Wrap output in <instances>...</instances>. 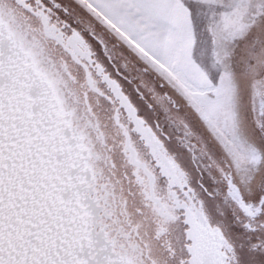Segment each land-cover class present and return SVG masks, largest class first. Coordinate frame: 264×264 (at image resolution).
<instances>
[{
  "label": "snow or ice",
  "instance_id": "snow-or-ice-1",
  "mask_svg": "<svg viewBox=\"0 0 264 264\" xmlns=\"http://www.w3.org/2000/svg\"><path fill=\"white\" fill-rule=\"evenodd\" d=\"M80 4L153 68L166 70L165 82L173 91L179 89L187 112L216 143L219 157L213 158L219 169H231V181L225 182L233 205L227 224L204 212L203 200L195 193L185 192L184 199L171 206L168 195L161 197L162 224L180 225L177 246H169L164 264H264V168L250 170L218 138L233 119L243 130L246 146L264 155V67L246 72L234 62L237 48L219 70L208 71L194 52L191 59L186 57L177 10L187 11L193 32L199 28L203 34L198 42L206 44L216 13L202 0H80ZM39 6L36 0H12L11 5L0 0V264H101L89 236V208L83 195L85 173L91 167L82 152L84 145L66 137L70 121L65 117L70 114L62 105L34 91L35 75L42 69L17 29L20 15H35ZM56 7L67 14L62 5ZM45 12L51 15L47 6ZM251 12L249 32L264 30V5ZM248 64H256L251 55ZM148 195L155 198L156 193ZM200 225L216 237L207 252L201 251L197 236ZM103 260L144 264L141 256L118 248L115 241Z\"/></svg>",
  "mask_w": 264,
  "mask_h": 264
},
{
  "label": "flooded vegetation",
  "instance_id": "flooded-vegetation-1",
  "mask_svg": "<svg viewBox=\"0 0 264 264\" xmlns=\"http://www.w3.org/2000/svg\"><path fill=\"white\" fill-rule=\"evenodd\" d=\"M36 2V14L20 15L17 29L70 114V136L84 145L91 167L83 195L91 204V238L97 236L101 261L115 241L144 264H164L169 246H177L180 225L162 224L163 195L171 206L185 192L195 193L204 212L227 224L233 205L225 182L231 181V169H219L216 143L184 102L80 1ZM257 160L251 170L264 168V155L258 152ZM197 236L202 252L215 243L203 225Z\"/></svg>",
  "mask_w": 264,
  "mask_h": 264
},
{
  "label": "rangeland",
  "instance_id": "rangeland-1",
  "mask_svg": "<svg viewBox=\"0 0 264 264\" xmlns=\"http://www.w3.org/2000/svg\"><path fill=\"white\" fill-rule=\"evenodd\" d=\"M79 1L80 0H78V2ZM207 1L209 4L213 3L214 6L211 8H214L216 13L215 19L210 21L212 25V38L205 46L206 52L208 51L207 55L213 58V65L211 66L212 68H209V71L213 69H222L223 65L228 64L229 61L227 60V56L231 53L233 48H237L234 62L246 72L253 74L258 71L260 67H264V30L258 27L249 32L248 29L249 23L252 22L251 9L256 8L259 10L262 5H264V0H206L205 2ZM220 3L224 4L223 8L216 7ZM92 16L94 18L95 14ZM94 19L109 30L118 41L126 45L145 66L157 73L165 82V78L168 76L165 69L162 68L158 71L153 68L134 47L120 38L114 29H110L102 20L98 18ZM233 37H241V39L234 41ZM253 47L257 49L255 53L251 51ZM249 55L256 60V64H248ZM166 85L174 95L181 99L180 95H177L179 89L173 91V87H170L168 83H166ZM218 138H220L222 142H226L233 153H237L242 157L246 161V167L250 170L253 167L252 165L257 163L258 152L246 146L243 130L239 126L238 121L229 119L228 123L219 131ZM237 150L239 151L237 152Z\"/></svg>",
  "mask_w": 264,
  "mask_h": 264
},
{
  "label": "crops",
  "instance_id": "crops-1",
  "mask_svg": "<svg viewBox=\"0 0 264 264\" xmlns=\"http://www.w3.org/2000/svg\"><path fill=\"white\" fill-rule=\"evenodd\" d=\"M205 1L202 0V2L205 5H208L210 7L214 6L213 3L209 4L208 1L207 2ZM177 14H178V20L182 25V32L184 38V54L188 59H191L194 52L196 59H199L202 62H206L205 68L209 71V68L213 65V58L207 55L208 51L206 52L205 49L206 44L198 42V39L201 38L203 35L202 32L199 30V28L197 33L193 32L192 24L188 19V13L186 10L178 9Z\"/></svg>",
  "mask_w": 264,
  "mask_h": 264
},
{
  "label": "water",
  "instance_id": "water-1",
  "mask_svg": "<svg viewBox=\"0 0 264 264\" xmlns=\"http://www.w3.org/2000/svg\"><path fill=\"white\" fill-rule=\"evenodd\" d=\"M5 49L8 50L7 43H5ZM33 83H34V91L43 93L45 96H48L50 98V100H56V101L59 102L58 98L55 96V90L53 88V85H52L51 81L46 78L44 73H40V74L35 75V79H34ZM125 105H126V103H125ZM65 135L73 143H75L77 140H79V142H81V140L79 138H76V137L72 138L70 136V130H69L68 126L66 127ZM82 152H83V150H82ZM85 175L87 177V180H86V183H85V189H86L87 186H88L89 177L87 175V172L85 173ZM88 208H89L88 229H89V236L91 238V235L93 234V231L91 233V229H90L91 228V219H92V212H90L91 204H88ZM96 238H97V236H95L94 238H91V240L94 242V239H96ZM96 244H97V242H96ZM95 249H96V257H97V259L101 262V264H104L101 261L102 257H101V254H100V252H102L103 250H100L99 244H97Z\"/></svg>",
  "mask_w": 264,
  "mask_h": 264
}]
</instances>
